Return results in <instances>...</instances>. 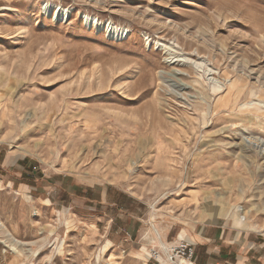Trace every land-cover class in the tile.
Segmentation results:
<instances>
[{
  "label": "rangeland",
  "instance_id": "1",
  "mask_svg": "<svg viewBox=\"0 0 264 264\" xmlns=\"http://www.w3.org/2000/svg\"><path fill=\"white\" fill-rule=\"evenodd\" d=\"M0 154L22 175L0 182V264H158L199 229L264 242V0H0Z\"/></svg>",
  "mask_w": 264,
  "mask_h": 264
},
{
  "label": "crops",
  "instance_id": "2",
  "mask_svg": "<svg viewBox=\"0 0 264 264\" xmlns=\"http://www.w3.org/2000/svg\"><path fill=\"white\" fill-rule=\"evenodd\" d=\"M13 165L9 164L8 159L0 154V182H7L8 187H13V182L21 178V174L16 176L13 172ZM16 169H20L25 174V181L34 182L35 191L41 193L37 182L41 179L37 174V168L30 161L18 163ZM20 187L27 188L26 185H19ZM32 188V187H29ZM43 188H45L43 186ZM103 191V190H102ZM111 191L106 187L104 192H101V201L98 203L99 209L106 205L108 212L117 209L120 210L123 203L124 196L117 194L120 197L118 201L108 200ZM90 194H94L95 190H91ZM130 217V216H126ZM118 228L116 234L122 235L121 239L128 247L127 240L124 239V233L128 227L116 220L113 225ZM122 228V230L120 229ZM194 262L196 264H264V242L262 239L253 234L244 235L242 231L226 232L222 228L215 230H198L194 235ZM178 243V242H177Z\"/></svg>",
  "mask_w": 264,
  "mask_h": 264
},
{
  "label": "built area",
  "instance_id": "3",
  "mask_svg": "<svg viewBox=\"0 0 264 264\" xmlns=\"http://www.w3.org/2000/svg\"><path fill=\"white\" fill-rule=\"evenodd\" d=\"M178 245L175 246L170 252L167 249L160 247L159 251L151 250L150 259L155 260L158 264L160 258H165V264H196L194 262V245L186 240H177ZM166 251L167 257L163 255ZM169 253V255H168ZM182 260V262L180 261Z\"/></svg>",
  "mask_w": 264,
  "mask_h": 264
},
{
  "label": "bare ground",
  "instance_id": "4",
  "mask_svg": "<svg viewBox=\"0 0 264 264\" xmlns=\"http://www.w3.org/2000/svg\"><path fill=\"white\" fill-rule=\"evenodd\" d=\"M61 11L60 10H58L57 11V13H55V15L56 16H58V13H60ZM64 11H62V13H63ZM67 13V12H66ZM123 36V32H119L118 34H117V37H119V38H121ZM233 84H231V86H232ZM237 85H238V83H237ZM228 88V87H227ZM234 89H235V87H234ZM237 90V89H236ZM239 92V91H238ZM238 92L236 93V95L238 94ZM233 96V88H229V90H227L226 89V93H224V96H223V98L221 99V100H219V103L221 104V107L222 106H224V107H226V109L228 110V106H231V97ZM235 102V101H234ZM223 107V108H224ZM235 108V107H234ZM221 109V108H220ZM229 111H233V109L232 110H229ZM230 115V114H229ZM228 119V118H227ZM230 121V120H229ZM234 121H235V119H234ZM241 121V120H240ZM242 122V121H241ZM245 221V219H243V218H238L236 221H235V223L239 226L240 225V223H242V222H244ZM182 234V233H181ZM181 239V237H179V240ZM177 242V241H176ZM176 245H175V243L174 244H171L170 246H169V249H168V251H171L174 247H175ZM181 262H182V260H180Z\"/></svg>",
  "mask_w": 264,
  "mask_h": 264
}]
</instances>
